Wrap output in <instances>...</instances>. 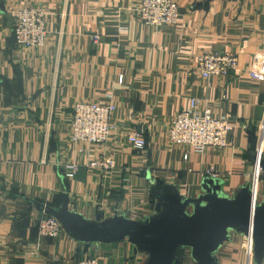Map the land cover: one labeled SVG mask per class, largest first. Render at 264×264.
<instances>
[{"label": "crops", "instance_id": "0c3cea01", "mask_svg": "<svg viewBox=\"0 0 264 264\" xmlns=\"http://www.w3.org/2000/svg\"><path fill=\"white\" fill-rule=\"evenodd\" d=\"M140 1L0 0V264H77L92 257L101 264H147L150 250L129 239L85 242L64 227L57 238H40L39 221L49 209L76 222L117 214L149 221L162 211L159 197L168 186L192 215L207 206L210 177L231 200L252 185L264 82L248 70L254 56L264 54V0H177L178 22L162 27L140 19ZM26 4L50 12L48 41L36 49L15 41L14 13ZM208 51L234 52L238 70L203 78L197 58ZM193 98L228 116L234 126L228 147L197 153L171 141L173 119ZM111 99L118 111L109 142L83 151L69 142L75 103ZM130 131L145 137L144 149L128 143ZM96 158H112L115 167L92 172L86 162ZM74 163L80 168L67 178ZM263 203L264 172L257 205ZM246 245V234L229 229L228 240L213 249L216 263L257 264ZM176 263L204 264L189 245L178 248Z\"/></svg>", "mask_w": 264, "mask_h": 264}, {"label": "built area", "instance_id": "2783aa9c", "mask_svg": "<svg viewBox=\"0 0 264 264\" xmlns=\"http://www.w3.org/2000/svg\"><path fill=\"white\" fill-rule=\"evenodd\" d=\"M136 11L140 19L148 26L162 27L174 25L180 16V5L177 0H141ZM50 12L45 5H22L14 13V36L18 47L36 49L48 41ZM93 41L98 43L101 36L94 34ZM197 63L203 78L214 76H230L239 68V57L234 52L208 51L198 56ZM250 78L264 82V54L254 56L249 66ZM123 81V76H120ZM118 105L114 99L106 103L95 100H81L75 103L68 129V140L80 146L83 151L92 146L105 145L114 135L117 127L114 117ZM234 126L228 116L213 112L212 105L199 104L198 98H193L189 108L180 111L172 121L169 129L171 141L187 150L205 153L209 148L224 149L232 141L231 135ZM127 141L135 149H144L147 145L145 137L137 131H130L126 135ZM264 152V123L262 139L257 150V159L253 171L252 195L253 203L258 202L259 184L263 168L260 166V156ZM189 153L185 154V159ZM89 170L103 173L115 167L112 158H96L86 162ZM80 164L68 166L65 172L67 178H74ZM105 173V172H104ZM211 176H218V171L208 170ZM39 236L57 238L63 231L61 222L54 216H47L39 221ZM246 251L249 257L254 250L252 231L247 235ZM77 264H101L98 258L92 257Z\"/></svg>", "mask_w": 264, "mask_h": 264}, {"label": "water", "instance_id": "95a60500", "mask_svg": "<svg viewBox=\"0 0 264 264\" xmlns=\"http://www.w3.org/2000/svg\"><path fill=\"white\" fill-rule=\"evenodd\" d=\"M259 162L264 168V152ZM209 179L207 206L192 215L187 213L189 204L183 205L185 199L170 186L160 193L162 211L149 217V221L117 214L93 223L76 222L65 211H48L82 241L116 243L129 239L138 245L140 251L150 250L151 259L147 264H178L177 250L184 245L192 246L204 264H217L212 252L217 244L228 240V230L235 229L246 235L251 230L256 261L260 264L264 254V203H253L251 185L246 187L240 199L231 200L218 192L215 178Z\"/></svg>", "mask_w": 264, "mask_h": 264}, {"label": "rangeland", "instance_id": "374dc122", "mask_svg": "<svg viewBox=\"0 0 264 264\" xmlns=\"http://www.w3.org/2000/svg\"><path fill=\"white\" fill-rule=\"evenodd\" d=\"M263 170H264V168H263Z\"/></svg>", "mask_w": 264, "mask_h": 264}]
</instances>
